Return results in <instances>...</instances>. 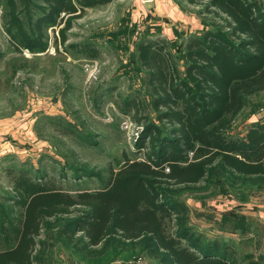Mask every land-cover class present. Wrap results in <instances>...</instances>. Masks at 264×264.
<instances>
[{"label":"rangeland","instance_id":"rangeland-1","mask_svg":"<svg viewBox=\"0 0 264 264\" xmlns=\"http://www.w3.org/2000/svg\"><path fill=\"white\" fill-rule=\"evenodd\" d=\"M202 9L187 0H111L79 11L62 43L60 29L68 16L53 4L0 0V251L7 249L2 220L18 216L9 170L25 171L37 181L54 179L76 194L102 190L124 154L144 157L136 146L141 126L125 106L127 99L148 104L151 98L137 44L147 37L167 38L183 70L182 42L213 25ZM83 45L94 46L99 56L72 48ZM150 118L159 124L152 111ZM255 122L264 123V92L248 99L228 137H243ZM170 190L174 201L189 208L195 245L218 243L233 253L231 264H264V183L216 171L199 184ZM49 222L55 220H46L40 236L48 243L45 264H160L139 245L84 258L61 236L59 222L47 227ZM171 226L175 233L177 223Z\"/></svg>","mask_w":264,"mask_h":264},{"label":"trees","instance_id":"trees-1","mask_svg":"<svg viewBox=\"0 0 264 264\" xmlns=\"http://www.w3.org/2000/svg\"><path fill=\"white\" fill-rule=\"evenodd\" d=\"M110 1L47 0L68 16L61 42L79 11ZM187 1L202 5L200 13L214 20L211 28L182 42L183 70L167 38L147 37L137 44L143 85L151 98L148 104L127 99L125 106L141 126L136 146L144 157L124 154L123 165L111 169L102 190L76 194L54 179L37 181L25 171L9 170L18 216L2 220L7 249L0 251V264H45L48 243L40 236L52 219L84 258L139 245L160 264H231L233 253L218 243H193L189 208L174 201L170 189L199 184L216 171L264 183V123L251 124L241 138L227 135L248 99L264 92V0ZM72 48L99 56L91 45ZM151 111L159 124L150 118ZM75 211L79 215L68 218ZM45 235L52 238L48 230Z\"/></svg>","mask_w":264,"mask_h":264},{"label":"crops","instance_id":"crops-1","mask_svg":"<svg viewBox=\"0 0 264 264\" xmlns=\"http://www.w3.org/2000/svg\"><path fill=\"white\" fill-rule=\"evenodd\" d=\"M150 2H151V1H150ZM145 3H147V2H145ZM168 33H169V31L167 32V34H166V35H167L168 37H170V39H172V38H175V39H177V37H175V36L173 37V36H171V35H170V34H168ZM182 33H183V32H181V34H182ZM184 34H185V33H184Z\"/></svg>","mask_w":264,"mask_h":264}]
</instances>
